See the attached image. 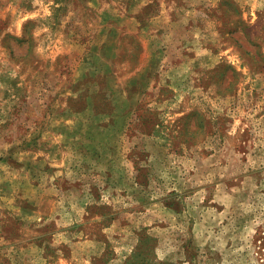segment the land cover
I'll return each instance as SVG.
<instances>
[{"label": "rangeland", "instance_id": "1", "mask_svg": "<svg viewBox=\"0 0 264 264\" xmlns=\"http://www.w3.org/2000/svg\"><path fill=\"white\" fill-rule=\"evenodd\" d=\"M0 264H264V0H0Z\"/></svg>", "mask_w": 264, "mask_h": 264}]
</instances>
